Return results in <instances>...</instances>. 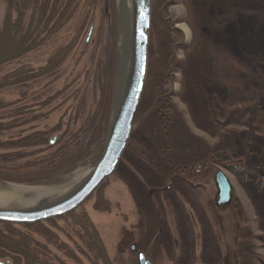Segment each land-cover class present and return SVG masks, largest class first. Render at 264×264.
<instances>
[{
	"label": "rangeland",
	"instance_id": "rangeland-1",
	"mask_svg": "<svg viewBox=\"0 0 264 264\" xmlns=\"http://www.w3.org/2000/svg\"><path fill=\"white\" fill-rule=\"evenodd\" d=\"M152 5L145 82L128 146L114 174L74 211L94 228L109 264L135 260L128 249L135 244L154 264H264V0ZM5 8L0 0V27ZM68 10L43 43L0 65V76L12 82L40 74L0 88L1 182L68 187L103 150L118 65L120 0H74ZM57 54L58 62L48 67ZM37 132L47 134L50 147L16 144ZM61 146L66 156L49 163ZM207 156L216 162L201 175L175 170ZM239 160L246 170L237 169ZM217 170L231 185L223 206L216 204ZM29 199L12 205L35 198ZM42 225L76 260L33 227L12 224L11 230L28 237L42 258L94 264L73 218Z\"/></svg>",
	"mask_w": 264,
	"mask_h": 264
},
{
	"label": "water",
	"instance_id": "water-1",
	"mask_svg": "<svg viewBox=\"0 0 264 264\" xmlns=\"http://www.w3.org/2000/svg\"><path fill=\"white\" fill-rule=\"evenodd\" d=\"M151 9L152 0H120L117 73L104 146L94 166L56 196L23 205L0 204V222L32 225L65 216L79 208L103 181L114 174L128 146L142 97ZM213 176L217 188L216 204L226 205L231 199L230 182L221 170L215 171ZM0 184L7 183L0 181ZM137 258L138 264H153L142 252ZM0 264L6 263L0 260Z\"/></svg>",
	"mask_w": 264,
	"mask_h": 264
},
{
	"label": "trees",
	"instance_id": "trees-1",
	"mask_svg": "<svg viewBox=\"0 0 264 264\" xmlns=\"http://www.w3.org/2000/svg\"><path fill=\"white\" fill-rule=\"evenodd\" d=\"M74 0H66L65 4H62V0H5V16L0 27V65L5 62L14 60L24 53L34 49L46 39L47 36L55 32L60 28L63 23L62 20L66 19V14L69 5ZM29 3V4H28ZM27 9L30 13L27 15ZM12 15H15V19L12 20ZM62 21V22H61ZM60 54L54 55L48 61V67L54 65ZM42 71V69H41ZM42 72L41 74H43ZM40 74H35L32 77L25 79L15 78L14 81H10L9 76H0V88L8 85H13L17 82L28 81L38 77ZM46 133L37 132L28 135L16 142L18 145L23 146H40L48 145ZM8 147L14 145V143H7ZM50 147V145H48ZM68 149L65 146L59 147L54 153L48 156L49 163L55 161V159L66 156ZM5 156V155H4ZM2 156H0L1 159ZM219 161V160H217ZM212 162H216L213 156H207L203 158H196L190 165H187L182 172H186L189 177L192 174H202L205 167ZM42 162L37 163L38 165ZM228 163V162H227ZM226 164V163H224ZM37 165V166H38ZM238 170H246V166L243 161H237ZM211 167H209L210 169ZM151 192V190L149 191ZM85 215V214H83ZM73 218L75 224L78 226L79 239L83 243L85 248L90 254L94 264H109L108 260L104 257V249L101 241L97 238V234L94 232V228L81 223V218L75 211L63 216ZM77 218V219H76ZM79 218V219H78ZM85 219V217H84ZM54 219L47 221L49 224ZM6 230H0V258L6 257L11 264H61L59 260L52 262L46 258L40 257L32 248L31 241L26 236H16L13 230H11V223L0 222ZM24 227H33L41 234L44 239L50 244L54 245L59 251H61L66 257L71 260H76L74 251L68 248L64 243L59 242L57 237L42 223L23 225ZM92 229V230H91ZM120 264H127V262L121 261ZM128 264H137L135 260H132Z\"/></svg>",
	"mask_w": 264,
	"mask_h": 264
},
{
	"label": "bare ground",
	"instance_id": "bare-ground-1",
	"mask_svg": "<svg viewBox=\"0 0 264 264\" xmlns=\"http://www.w3.org/2000/svg\"><path fill=\"white\" fill-rule=\"evenodd\" d=\"M120 25H121V19H120ZM175 27L179 29L182 33H184L186 36L190 35V30L185 24H177L175 25ZM65 189L66 186L60 188V187H51V186L33 187V186L0 184V204L7 205V204H13L15 202H26L25 199L28 200L29 198H35L32 201L36 202L37 200L56 196L57 194L63 192V190ZM20 204H28V203H20Z\"/></svg>",
	"mask_w": 264,
	"mask_h": 264
},
{
	"label": "flooded vegetation",
	"instance_id": "flooded-vegetation-1",
	"mask_svg": "<svg viewBox=\"0 0 264 264\" xmlns=\"http://www.w3.org/2000/svg\"><path fill=\"white\" fill-rule=\"evenodd\" d=\"M152 7H153V5H152ZM49 144L51 145L52 144V142L51 141H49ZM187 165H190V164H177V166L175 167V170H180L181 172L183 171V169L184 168H186V166ZM209 169V167H208V165L205 167V170L204 171H206V170H208ZM185 170V169H184ZM131 246L132 245H130L129 246V252L131 253V254H133L134 255V257H135V261L137 262V264H138V253L139 252H142L144 255H145V257H146V259H148L151 263H153L154 264V262L151 260V258L149 257L150 255H149V253H148V251H144V250H141V249H138V246L135 244V246H134V248L132 249L131 248Z\"/></svg>",
	"mask_w": 264,
	"mask_h": 264
}]
</instances>
